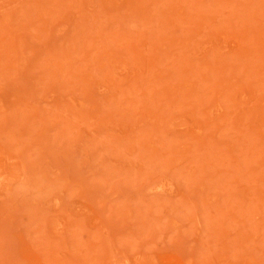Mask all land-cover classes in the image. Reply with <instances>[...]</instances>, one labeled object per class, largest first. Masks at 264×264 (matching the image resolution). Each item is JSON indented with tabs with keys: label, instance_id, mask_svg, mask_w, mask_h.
<instances>
[{
	"label": "rangeland",
	"instance_id": "obj_1",
	"mask_svg": "<svg viewBox=\"0 0 264 264\" xmlns=\"http://www.w3.org/2000/svg\"><path fill=\"white\" fill-rule=\"evenodd\" d=\"M0 264H264V0H0Z\"/></svg>",
	"mask_w": 264,
	"mask_h": 264
}]
</instances>
